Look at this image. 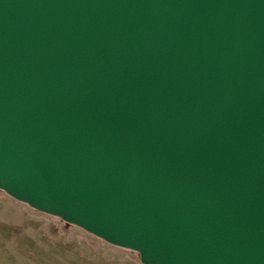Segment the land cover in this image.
Masks as SVG:
<instances>
[{"label":"water","instance_id":"95a60500","mask_svg":"<svg viewBox=\"0 0 264 264\" xmlns=\"http://www.w3.org/2000/svg\"><path fill=\"white\" fill-rule=\"evenodd\" d=\"M0 190L144 264H264V0H0Z\"/></svg>","mask_w":264,"mask_h":264},{"label":"rangeland","instance_id":"374dc122","mask_svg":"<svg viewBox=\"0 0 264 264\" xmlns=\"http://www.w3.org/2000/svg\"><path fill=\"white\" fill-rule=\"evenodd\" d=\"M0 264H144L107 242L0 190Z\"/></svg>","mask_w":264,"mask_h":264}]
</instances>
